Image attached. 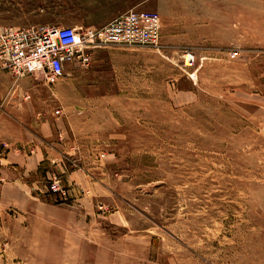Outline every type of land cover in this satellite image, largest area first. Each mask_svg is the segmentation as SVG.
I'll return each mask as SVG.
<instances>
[{"label":"rangeland","instance_id":"1","mask_svg":"<svg viewBox=\"0 0 264 264\" xmlns=\"http://www.w3.org/2000/svg\"><path fill=\"white\" fill-rule=\"evenodd\" d=\"M130 10L158 47L26 77L21 108L0 80V264H264V0H0V29Z\"/></svg>","mask_w":264,"mask_h":264},{"label":"built area","instance_id":"2","mask_svg":"<svg viewBox=\"0 0 264 264\" xmlns=\"http://www.w3.org/2000/svg\"><path fill=\"white\" fill-rule=\"evenodd\" d=\"M161 18L154 12L130 10L103 27L78 31L70 27L0 29V70L17 79L41 76L54 83L64 77L66 67L89 65L90 52L105 45L158 47ZM234 59L237 53L231 55ZM185 67H194L192 52L183 57ZM57 191V189L55 190Z\"/></svg>","mask_w":264,"mask_h":264},{"label":"crops","instance_id":"3","mask_svg":"<svg viewBox=\"0 0 264 264\" xmlns=\"http://www.w3.org/2000/svg\"><path fill=\"white\" fill-rule=\"evenodd\" d=\"M13 76L9 72H1L0 73V80L4 83L3 86H7L6 90L8 93L5 95L7 96L8 105H11L13 108H21V103L23 101H28L30 95L33 96V93L30 89L31 85L33 84V80L31 78L21 79L18 83L13 82ZM6 104V105H7ZM5 107V106H4ZM3 105L0 103V109L4 110ZM21 128L23 129L24 134V144L23 149L27 150V148H32L35 145V138H37V133L35 132L36 129L34 127L33 122H24L21 124ZM34 152L37 151L33 150ZM33 152V153H34Z\"/></svg>","mask_w":264,"mask_h":264}]
</instances>
